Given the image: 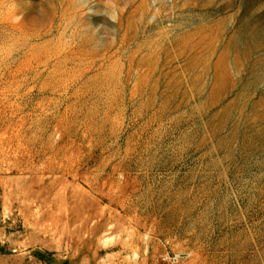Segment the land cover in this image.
<instances>
[{
	"label": "rangeland",
	"instance_id": "obj_1",
	"mask_svg": "<svg viewBox=\"0 0 264 264\" xmlns=\"http://www.w3.org/2000/svg\"><path fill=\"white\" fill-rule=\"evenodd\" d=\"M0 264H264V0H0Z\"/></svg>",
	"mask_w": 264,
	"mask_h": 264
}]
</instances>
